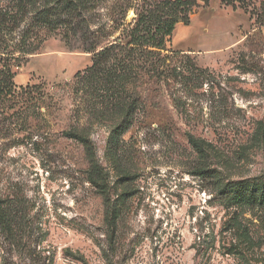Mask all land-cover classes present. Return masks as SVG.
Segmentation results:
<instances>
[{
	"label": "rangeland",
	"instance_id": "obj_1",
	"mask_svg": "<svg viewBox=\"0 0 264 264\" xmlns=\"http://www.w3.org/2000/svg\"><path fill=\"white\" fill-rule=\"evenodd\" d=\"M18 1L0 0L19 20L0 34V264H264V0H193L161 66L117 90L86 72L168 0ZM46 7L70 23L25 44Z\"/></svg>",
	"mask_w": 264,
	"mask_h": 264
},
{
	"label": "trees",
	"instance_id": "obj_2",
	"mask_svg": "<svg viewBox=\"0 0 264 264\" xmlns=\"http://www.w3.org/2000/svg\"><path fill=\"white\" fill-rule=\"evenodd\" d=\"M26 4L27 0H19V9L22 11ZM157 4L149 12L139 15L136 24L129 33L128 42L125 44L123 42L112 43L100 51L92 67L86 72V76L90 75L89 80L105 82L110 88L117 90L124 85L127 79L137 77L138 73L140 76L141 70L144 71L145 67L161 66L162 63L157 59L159 58L158 51L164 48L177 23L180 21L184 24L189 23L188 12L192 10L195 2L193 0H168ZM71 8L70 0H65L63 10H67V15H69ZM53 10V7H46L39 12L33 24L24 33L25 44H27L28 36L41 26L52 30L58 28L61 24L70 23L67 18L57 19L55 17L57 10ZM18 24L19 20L14 14L0 12V34L2 36L11 34ZM116 41L118 40L116 39ZM93 42H89L86 49L95 48ZM151 59H153L152 62ZM101 74L107 77L105 78L107 81L99 78L98 75ZM14 77L8 59L0 57V113L5 112V99L15 93ZM68 136L81 141L85 146L90 145L89 139L80 134L68 133ZM190 142L194 147H200V142L195 137L192 136ZM200 172L205 173L206 170L201 169ZM92 182L96 186H100L96 180L93 179ZM5 214L0 200V220L2 223L6 222Z\"/></svg>",
	"mask_w": 264,
	"mask_h": 264
}]
</instances>
